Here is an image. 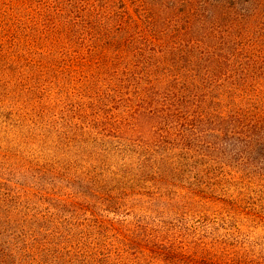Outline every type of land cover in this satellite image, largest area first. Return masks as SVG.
Here are the masks:
<instances>
[{"label": "trees", "instance_id": "trees-1", "mask_svg": "<svg viewBox=\"0 0 264 264\" xmlns=\"http://www.w3.org/2000/svg\"><path fill=\"white\" fill-rule=\"evenodd\" d=\"M239 4L247 9L262 5L260 0H0V117L10 120L17 99L31 93L54 108L50 122L65 121L82 130L84 136L70 146L78 152L89 147V153L100 156L101 164L100 157H90L100 164L99 173L107 169L114 174L107 160L125 167L124 160L141 153L146 155L137 165L159 174L187 167L194 172L201 166L202 172L216 167L225 171L227 165L250 161L264 166V154L257 160L260 156H243L241 151L252 143L264 148V85L252 89V98L247 88L264 82V77L238 75L232 69L229 75L217 73L223 62L208 59L196 39L197 29L206 30L207 19L213 20V27L226 15L233 21ZM220 90L234 91L227 93L229 99L235 96L258 113L221 112L215 106L224 101ZM143 120L156 125L169 121L164 129L155 128L158 139L152 145L132 140L131 133ZM95 174L91 167L87 170V186ZM73 181L80 180L75 176ZM3 190L0 211L7 213L0 221L2 259L11 257L13 264H72L70 252L76 245L83 264L87 257L80 240H70L72 219L57 218L43 203L32 201L35 193ZM81 190L80 195L87 193ZM55 196L65 201L63 195ZM74 196L67 202L77 205ZM223 196L229 198L230 193ZM64 227L71 229L65 233ZM136 230L160 248L184 251L192 240L179 237L178 229H172L173 238L147 224ZM44 254L47 259L41 261ZM234 263L229 259L224 264ZM0 264H7L6 259ZM236 264H264V257Z\"/></svg>", "mask_w": 264, "mask_h": 264}, {"label": "rangeland", "instance_id": "rangeland-1", "mask_svg": "<svg viewBox=\"0 0 264 264\" xmlns=\"http://www.w3.org/2000/svg\"><path fill=\"white\" fill-rule=\"evenodd\" d=\"M260 1L261 6L248 9L239 4V14L234 11L237 17L233 16V21L226 15L222 23L213 27V20L207 19L206 30H196L201 51L206 50L208 59L223 62L217 73L229 75L232 69L238 75L264 77V0ZM249 85L252 98L253 90L260 89L264 82ZM228 92L235 95L234 91H217L224 95L222 103L214 104L221 112L258 113L247 102L235 101V96L229 99ZM17 100L10 120L0 117V193H4L3 189L22 195L35 193L32 201L43 203L57 218L72 219L74 237L70 240L73 244L80 240L87 257L83 264H224L229 259L236 264L264 257V166L250 161V165H227L225 171L216 167L212 173L202 172L201 166L194 172L191 167L179 172L166 168L164 174H159L137 165V160L146 155L141 153L124 160L125 167L119 161L107 160L105 164L114 168V174L107 169L99 173L100 156L89 153V147L78 152L70 146L84 136L79 127L65 121L50 122L54 108L45 101L39 103L31 93L24 92ZM66 113L71 120V111ZM168 122L156 125L152 120H143L131 133L135 138L132 140L152 145L158 139L155 128L164 129ZM229 151L235 154L232 147ZM241 151L243 156H260L257 160L264 154V148L256 149L254 143ZM90 157H100V164ZM90 167L97 174L87 186L86 172ZM222 174L225 175L220 177ZM75 176L80 181L74 182ZM81 189L87 193L80 195ZM224 193H230V197H224ZM72 194L77 205L67 202ZM55 195H63L65 201ZM6 213L0 211L1 222ZM13 219L18 221L20 217L13 215ZM141 224L150 225L154 232L161 231L165 238H173L172 229H178L179 237L186 235L192 240L184 251L180 247L160 248L138 233L136 227ZM70 229L64 227L62 231L68 233ZM201 241L206 243L202 245ZM241 246L251 248V252ZM234 249L237 250L231 252ZM74 250L70 252L75 259L72 264H81L83 258L77 254L76 245ZM4 259L13 264L11 257ZM46 259L44 254L41 261Z\"/></svg>", "mask_w": 264, "mask_h": 264}]
</instances>
